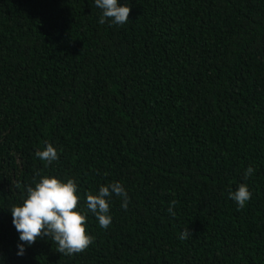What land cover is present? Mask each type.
Returning <instances> with one entry per match:
<instances>
[{
  "label": "trees",
  "instance_id": "16d2710c",
  "mask_svg": "<svg viewBox=\"0 0 264 264\" xmlns=\"http://www.w3.org/2000/svg\"><path fill=\"white\" fill-rule=\"evenodd\" d=\"M119 3L123 25L94 0H0V264H264V0ZM43 176L77 182L83 253L17 255L11 209ZM113 182L130 203L106 198L103 229L86 193Z\"/></svg>",
  "mask_w": 264,
  "mask_h": 264
},
{
  "label": "clouds",
  "instance_id": "9594fccd",
  "mask_svg": "<svg viewBox=\"0 0 264 264\" xmlns=\"http://www.w3.org/2000/svg\"><path fill=\"white\" fill-rule=\"evenodd\" d=\"M97 8L103 10L99 19L100 24L111 20L112 24L123 25L129 21L131 8L119 0H94ZM36 157L46 162L45 166L59 159L57 149L51 144L42 151H36ZM255 169L249 166L244 171V179L253 175ZM19 187V185H17ZM27 197L22 205L13 206L11 209L12 223L17 230L19 240L17 255H24V245L31 246L38 239L51 237L58 245V252L64 255L79 254L86 251L93 243L94 237L87 231V215L79 208L80 196L77 194L78 185L74 179L62 182L56 177L43 176L35 186H27ZM113 194L122 198L121 207L126 211L130 203V197L123 185L113 182L101 186L98 193H86V211H90L99 222V227L108 229L112 223L109 199ZM229 198L238 204L239 208L246 206L252 193L246 184L241 183L237 190L229 192ZM177 201L169 202L167 211L175 216L173 210ZM192 236L189 228L184 229L180 240H186ZM2 259V257H0Z\"/></svg>",
  "mask_w": 264,
  "mask_h": 264
}]
</instances>
